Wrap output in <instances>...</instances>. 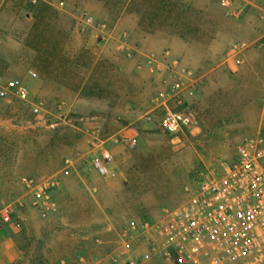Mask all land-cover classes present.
I'll use <instances>...</instances> for the list:
<instances>
[{
	"label": "rangeland",
	"instance_id": "1",
	"mask_svg": "<svg viewBox=\"0 0 264 264\" xmlns=\"http://www.w3.org/2000/svg\"><path fill=\"white\" fill-rule=\"evenodd\" d=\"M221 1L0 0V211L25 196L22 177L57 176L61 186L58 211L48 219L17 209L22 226L0 248L9 264H75L78 250L94 258L96 239L118 253L127 221L159 220L185 202L199 170L232 159L259 131L264 139V82L253 84L242 72L198 93L204 65L215 68L230 48L252 46L244 43L250 34L259 35L253 45L262 51L264 0H234L238 16ZM165 56L194 73L191 96L199 98L189 104L186 97V105L200 131L170 136L158 117L147 120L168 76ZM12 80L25 87L24 100L3 94ZM123 130L136 147L107 142L114 159L106 176L123 182L109 195L106 181L89 179L97 175L94 138L107 141ZM93 187L101 198L84 194ZM131 255L137 264H178L140 241Z\"/></svg>",
	"mask_w": 264,
	"mask_h": 264
},
{
	"label": "built area",
	"instance_id": "2",
	"mask_svg": "<svg viewBox=\"0 0 264 264\" xmlns=\"http://www.w3.org/2000/svg\"><path fill=\"white\" fill-rule=\"evenodd\" d=\"M222 5L239 15L234 0H222ZM91 21V19H89ZM264 53V38L260 43ZM168 63V76L153 98L154 107L147 120L159 118L160 128L170 136H180L195 125V117L186 105V95L195 90L194 73L180 68L177 62ZM157 70H162L158 60ZM14 93L24 100L27 92L17 80L8 82L3 94ZM264 121V96L261 103ZM93 144L96 154L90 166L98 175H107L106 164L113 161L110 146L126 150L136 147L135 138L123 130L107 141ZM71 164L66 160L63 174L68 175ZM26 194L18 200L17 208L0 211V228L13 223L21 228L20 211L33 210L46 220L58 211L55 192L59 187L57 176L36 180L22 177ZM187 198L176 208L165 211L157 221L136 223L127 221L119 234L118 253L110 259L113 264H137L131 255L137 237L152 235V250L166 258L174 255L181 264H264V139L260 131L240 142L230 160L199 170L185 187ZM80 264H93L80 259Z\"/></svg>",
	"mask_w": 264,
	"mask_h": 264
},
{
	"label": "crops",
	"instance_id": "3",
	"mask_svg": "<svg viewBox=\"0 0 264 264\" xmlns=\"http://www.w3.org/2000/svg\"><path fill=\"white\" fill-rule=\"evenodd\" d=\"M245 44H250L252 46L246 48V49H240V50H234L231 49L227 52L226 56L223 58L220 65H218L215 68H208L210 65L205 64L204 69L205 72L200 77V84H199V90L198 93L200 94L203 90L211 89L213 87H216L217 79L220 78L222 80H227L228 82H231L233 79H238V74H243L245 76H248L249 79L253 82V84H260L262 85L264 82V54L262 51L253 45L258 39L259 35L252 33L250 36L246 37ZM258 83V84H257ZM204 86V87H203ZM198 93H194L193 96L186 95L187 100L189 104L195 100H197ZM201 121L198 119V121H195V125L191 128V132H197L201 130ZM111 165L110 162L106 164L107 170L110 169ZM92 168V167H91ZM93 169V168H92ZM94 170V169H93ZM95 171V170H94ZM95 173H97L95 171ZM109 176L102 177L100 175H92L89 177V179H96L95 181L100 182L101 179L106 181L108 184L109 190H107V194H115V192H118L122 189V180H115L113 177L108 178ZM79 182L82 184L86 183V177L85 176H77ZM100 178V179H99ZM85 186V185H83ZM61 189V186L59 185V190ZM84 194L92 195L93 198H101L102 197V191L98 190L97 188L93 187L91 190H89L87 193L84 192ZM43 220V219H42ZM126 224V223H125ZM124 224V225H125ZM100 228V226H99ZM17 228L12 224L4 225L0 228V248H3L7 243L10 242L9 237L10 233H15ZM155 238L152 235L149 234H142L137 237L136 241L145 242L148 244V249L150 248V251L152 252V244L153 240ZM97 248V252L93 253L92 259H85L89 263L93 264H112L111 257L114 255L115 251H111V249L105 250L104 246L105 243L100 240L96 239V244H94ZM104 245V246H103ZM83 251H77L76 256L73 257V261L75 264H80V259L85 258L83 256H80ZM6 253L3 249H0V258H1V264H9L11 260H9L6 257ZM19 257V254H17ZM17 257V258H18Z\"/></svg>",
	"mask_w": 264,
	"mask_h": 264
},
{
	"label": "trees",
	"instance_id": "4",
	"mask_svg": "<svg viewBox=\"0 0 264 264\" xmlns=\"http://www.w3.org/2000/svg\"><path fill=\"white\" fill-rule=\"evenodd\" d=\"M176 262H177L178 264H181V263H179V262H178V260H177V259H176Z\"/></svg>",
	"mask_w": 264,
	"mask_h": 264
}]
</instances>
